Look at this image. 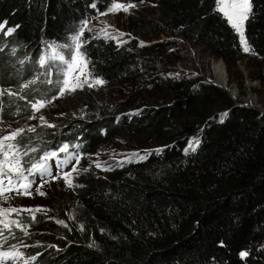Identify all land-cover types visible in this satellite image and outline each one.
<instances>
[{"label": "trees", "instance_id": "trees-1", "mask_svg": "<svg viewBox=\"0 0 264 264\" xmlns=\"http://www.w3.org/2000/svg\"><path fill=\"white\" fill-rule=\"evenodd\" d=\"M114 2L127 0H0V23L7 22L0 31V85L20 89L39 76L18 97H3L1 121L29 118L28 100L57 97L61 71L52 63L40 67L38 59L47 57L49 43L66 44L81 30L88 68L106 91L134 84L163 90L166 98L157 105L145 97L130 109L111 106L104 90L77 92L66 96L54 128L19 137L39 147L30 158L78 144L70 147L81 154L78 166L107 144L145 136L163 144L138 150L144 159L130 156L107 173L73 175L79 202L64 218L67 227L50 222L36 233L29 264H264V113L237 107L222 89L170 74L182 60L177 37L203 45L231 69L249 57L239 34L215 10L216 0H131L157 11L138 16L136 38L115 44L84 27ZM8 28L15 31L6 36ZM161 36L172 39L154 43ZM245 38L264 59V0H251ZM258 79L264 86V75ZM82 101L87 111L73 115Z\"/></svg>", "mask_w": 264, "mask_h": 264}, {"label": "rangeland", "instance_id": "rangeland-1", "mask_svg": "<svg viewBox=\"0 0 264 264\" xmlns=\"http://www.w3.org/2000/svg\"><path fill=\"white\" fill-rule=\"evenodd\" d=\"M156 11V7L148 3L135 4V7L129 9L128 12H124L123 10L116 12L108 11L107 14L100 16L104 17L107 21V24H110L111 27L100 25V28L93 29V31L95 34L100 36H102L100 34L102 29H107V31L113 35H115L117 32L124 33V36L120 37L118 40L115 39L117 44H124L125 41L136 38V34L141 28L137 21L138 16L154 14ZM100 16L98 17V20L100 19ZM73 37L63 45L49 43L45 51L47 54L46 63H52L58 69L62 70L64 68L63 63L59 60H52V52L56 51L63 55L65 59H68L74 50ZM153 38L154 43L160 42L165 38L172 39L171 36ZM177 38L180 40L179 48L182 52V60L171 69L170 74L176 77H190L194 81H197L198 84L214 86L216 88L222 89L230 96L232 102L235 103L237 107L254 109L264 113V86L262 85L261 80L258 79L260 75H264L263 58L256 56L250 48L251 51L247 53L249 57L243 58L236 66L229 69L221 59L213 57V55H211L203 45L184 41L180 37ZM213 68L215 69L216 74H221V76H217L216 79L217 85L221 88L215 84L213 75L211 73ZM223 70L227 78L225 75H222ZM86 74L87 70H84L83 74L79 71L75 72L74 76L72 77V83L69 85V87L76 86L77 76L81 81H84L86 79ZM227 79L229 81L226 85ZM0 90H3L5 93L2 97H0L1 112L3 109V97L14 99L20 95V89L17 87H2V85H0ZM8 90L13 93H17V95L9 96L7 94ZM103 90L107 94V102L111 106L124 105L130 109H133L138 104L144 102L145 97L151 98L155 103H157V105H162L166 99L165 92L163 90H154V92H152L153 90H143L142 87L134 84H120L117 86L116 91L109 92L105 90L104 84L96 87H89L87 83H84L82 87H77L75 91L66 90L63 96H59L58 99L47 104L39 112L35 113V119L26 118L15 122H3L0 120V136L9 135L12 131L20 128L27 130L28 128L35 126L37 129L38 127L42 126V122L39 119L40 116L45 117L48 124L55 123L58 118L64 115L63 104L65 103L66 96L73 95L77 92L87 95L95 94L96 92H101ZM78 104L80 105L72 112L73 115L84 114L87 111V101H82ZM28 106L32 115L33 113L30 105L28 104ZM26 133L31 132L25 131L23 135ZM19 137L20 136L16 138V143H18L17 140ZM194 140L196 139L192 138L190 139V142H193ZM162 145L163 144H158L150 136L136 138L130 144H107L106 146H103L97 153H95L93 158H89L86 163L80 164V166L77 167V172L92 170L93 172L97 171L99 173H107L108 171H104L103 168L96 167V163H100L101 165L110 168L115 163L119 164L123 161L125 162L128 157L132 156V154L136 153L140 149H157ZM42 154L40 153L38 156H35V158L26 157L25 161L38 159ZM70 168L71 167H66L64 171H69ZM56 171L55 165L53 164L54 175L56 174ZM76 173H73V175ZM35 179L36 183L33 184L30 190L31 195H17L15 192L6 193V195L9 196V200L3 204L4 207H17L21 209H34L40 207L44 209V211L35 213V220L31 219V214L29 212H21L18 219L22 223L30 225L28 228V235H25L23 232L14 229L15 238L9 237L7 243L4 244L5 249H7L9 245H17V247L25 253L26 258L32 257L27 255V249H30V247L36 244V233H41L46 230V227L50 222H53V224H56L60 227H67L65 226L67 224L64 218H71L73 208L79 202L74 188L68 187L63 179L50 181L49 183H46L39 191H37V187L39 185L40 178L37 176ZM41 191L45 194L40 195ZM62 214H64L65 217L62 216ZM38 216L43 218L42 223H38ZM57 221H64V224L57 223ZM2 242L3 241L0 240V243ZM23 245H28V247H23ZM30 261L32 262L33 260Z\"/></svg>", "mask_w": 264, "mask_h": 264}, {"label": "snow or ice", "instance_id": "snow-or-ice-1", "mask_svg": "<svg viewBox=\"0 0 264 264\" xmlns=\"http://www.w3.org/2000/svg\"><path fill=\"white\" fill-rule=\"evenodd\" d=\"M96 5L93 4L92 7ZM135 7V4L131 0H127V3L114 2L112 7L108 10L109 12H116L123 10L128 12L129 9ZM230 24V26L239 34L240 43L243 46V51L248 53L251 51L244 34V25L248 20L251 13V0H216V9ZM107 13H101L105 15ZM7 22L0 23V31L6 27ZM18 27V26H17ZM84 27H87V21L84 23ZM15 31V28H8L7 32L4 33L6 36L11 35ZM105 39H119L124 36V33L117 32L115 35L109 33L107 29H102L100 33ZM83 30L78 32L74 37V50L72 55L65 59V57L56 51L52 52L51 59L59 60L63 63L64 68L57 69L61 71L63 79L59 80V90L57 92V97L63 96L65 91H75L77 87H82L84 83H87L89 87H96L103 85L105 81L99 76L94 75L91 69L88 68V58L82 52L83 48ZM15 49H13V54ZM47 58L41 56L38 59L40 67H46ZM23 63V62H22ZM54 67V65H51ZM84 70H87L86 79L81 81L80 78L76 77V86L69 87L72 83V77L74 73L79 71L82 74ZM51 76V72L48 73ZM39 76L33 79H29L27 82L19 85L21 91L29 88L37 82ZM48 83L51 84L52 80L49 79ZM4 91L0 90V97L4 95ZM9 96L17 95L10 90L7 91ZM52 98H38L35 100H28V104L32 110V115L29 119H35V113L39 112L47 104L51 103ZM20 99H27L24 96H20ZM227 114H222L226 116ZM40 121L42 126L54 128V124H48L45 117L40 116ZM25 131L35 132L36 127H30L27 130L20 128L12 131L9 135L0 136V264H29L30 260H35V257L26 258L25 253L21 251L17 245H9L7 249L4 248V244L7 243L8 238H15V231L19 230L25 235H28V228L30 225L22 223L18 217L21 212H29L31 214V219L35 220V213L44 211V209L37 208H17V207H4L3 204L9 200V196L6 193L15 192L17 195H31V188L33 184L36 183V177L39 176L40 182L37 187V191L44 187L46 183L50 181L63 179L68 187H73V173L77 172V167L79 160L81 159V154L78 151H70L71 148L78 149L80 146L69 145V143H61L58 147L53 148L48 151H44L38 159L32 161H25L26 157H29L32 153H37L40 151L39 147L33 146L30 143L20 144L16 143L15 140L18 136L24 134ZM195 143V141L193 142ZM63 154V155H62ZM132 156L144 159L140 153H134ZM131 157H129L130 159ZM76 161L75 164L72 162ZM53 162L56 168V174H53ZM122 163V162H121ZM72 165L69 171H64L68 165ZM96 167L103 168L104 171H110L111 168L105 167L100 163H96ZM44 192H40V195H44ZM57 223L64 224V221H57ZM67 226V225H65ZM83 226H81L82 228ZM22 244V242H21ZM90 247L94 245H89ZM23 247H28V245H23ZM241 256H247L246 252H242Z\"/></svg>", "mask_w": 264, "mask_h": 264}, {"label": "clouds", "instance_id": "clouds-1", "mask_svg": "<svg viewBox=\"0 0 264 264\" xmlns=\"http://www.w3.org/2000/svg\"><path fill=\"white\" fill-rule=\"evenodd\" d=\"M107 13V12H106ZM100 16V15H99ZM98 16V17H99ZM87 25H88V27H86V29H88V30H93V29H96V28H100L101 26L100 25H106V26H108V27H111V25L110 24H107V21L105 20V18L104 17H101L100 16V19L98 20V18H97V20L96 21H92V22H89V23H87ZM115 44H117V42L115 41ZM129 158V157H128ZM127 158V159H128ZM126 159V160H127Z\"/></svg>", "mask_w": 264, "mask_h": 264}, {"label": "bare ground", "instance_id": "bare-ground-1", "mask_svg": "<svg viewBox=\"0 0 264 264\" xmlns=\"http://www.w3.org/2000/svg\"><path fill=\"white\" fill-rule=\"evenodd\" d=\"M223 69H224V67H223ZM211 73H212V75H213V78H214L215 84L217 85V82H216L217 76H219V77H220V76H221V74H220V73L216 74V73H215V69H214V68L212 69V72H211ZM222 75H225V72H224V70H223V74H222ZM225 77L227 78V76H226V75H225ZM228 81H229V80L227 79V80H226V85H227ZM217 86H218V85H217ZM218 87H220V86H218ZM220 88H221V87H220Z\"/></svg>", "mask_w": 264, "mask_h": 264}]
</instances>
